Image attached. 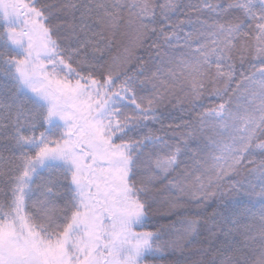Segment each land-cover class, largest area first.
Masks as SVG:
<instances>
[{
    "label": "snow or ice",
    "instance_id": "snow-or-ice-1",
    "mask_svg": "<svg viewBox=\"0 0 264 264\" xmlns=\"http://www.w3.org/2000/svg\"><path fill=\"white\" fill-rule=\"evenodd\" d=\"M0 264H264V0H0Z\"/></svg>",
    "mask_w": 264,
    "mask_h": 264
}]
</instances>
